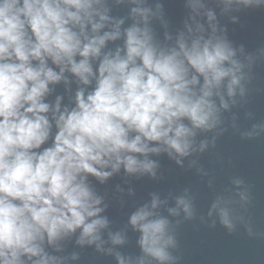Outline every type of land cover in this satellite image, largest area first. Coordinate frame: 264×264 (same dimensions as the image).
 <instances>
[{
    "label": "clouds",
    "instance_id": "1",
    "mask_svg": "<svg viewBox=\"0 0 264 264\" xmlns=\"http://www.w3.org/2000/svg\"><path fill=\"white\" fill-rule=\"evenodd\" d=\"M127 3L132 23L122 27L125 19L109 15L107 0H0V264H64L48 249L60 252L77 233L76 244L102 251L107 205L90 177L103 184L121 169L155 177L151 155L165 153L181 165L202 152L207 142L197 148L195 137L217 127L229 107L225 93L234 97L244 79L236 49L218 34L216 14L203 0H187L183 30L173 37L165 24L163 42L149 26L162 6L154 12L147 0ZM220 3L227 12L264 0ZM61 83L65 93L76 85L67 103L64 95L49 99ZM161 203L153 195L131 213L142 255L117 252V264H173L168 249L176 242L157 211ZM232 203L218 197L208 212L229 232L240 219ZM176 205L171 215L182 209L192 217L189 200L179 197ZM109 238L126 242L122 232Z\"/></svg>",
    "mask_w": 264,
    "mask_h": 264
},
{
    "label": "water",
    "instance_id": "2",
    "mask_svg": "<svg viewBox=\"0 0 264 264\" xmlns=\"http://www.w3.org/2000/svg\"><path fill=\"white\" fill-rule=\"evenodd\" d=\"M186 2L147 0L146 6L154 12L157 4L162 6L160 18L152 17L149 25L157 40L163 42L165 24L173 37L183 30L189 14ZM203 2L206 9L216 14L218 34L237 51L236 58L243 65L240 87L244 94H240V87L231 99L225 93L229 107L220 110V123L212 131L198 132L195 137L197 148L202 141L207 146L202 152L182 158L181 165L161 153L150 156L158 164L155 177L126 175L123 169L103 184L90 177L96 193L103 198L101 207L107 205L101 213L109 221L108 227L101 231L103 250L98 251L94 244H76L77 233L61 242L60 252L48 249L51 254L66 258L64 264H117V252L126 258L142 255L137 245L139 233L128 225V218L138 207L150 203L153 195L163 202L157 211L169 220L176 242L175 247L168 249L175 258L173 264H264V131L261 130L264 128V4L247 8L234 4L225 12L220 0ZM107 6L110 16L125 19L122 27L132 23L129 18L132 5L127 0L123 4L107 0ZM121 43L120 40L109 42L108 48L114 50ZM70 87L71 92L65 93L63 83L56 85L49 99L64 95L67 103L76 85ZM236 180L242 183L237 186ZM241 192L248 197L246 203L240 201ZM179 197L191 202V218H186L182 209L178 215L169 213V209L177 207ZM218 197L233 201L230 205L233 215L240 218L234 221L231 232L220 223L215 212L211 217L208 215ZM116 232L125 234L123 245L111 243L109 233ZM74 254L78 257L75 260Z\"/></svg>",
    "mask_w": 264,
    "mask_h": 264
}]
</instances>
